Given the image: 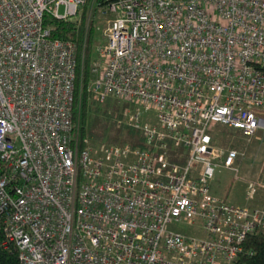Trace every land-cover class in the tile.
<instances>
[{
	"label": "built area",
	"instance_id": "1",
	"mask_svg": "<svg viewBox=\"0 0 264 264\" xmlns=\"http://www.w3.org/2000/svg\"><path fill=\"white\" fill-rule=\"evenodd\" d=\"M88 1L0 0V249L18 264H249L264 207L211 191L241 156L211 132L264 131V0H104L88 91L121 103L133 144L75 123L77 41L45 18Z\"/></svg>",
	"mask_w": 264,
	"mask_h": 264
},
{
	"label": "rangeland",
	"instance_id": "2",
	"mask_svg": "<svg viewBox=\"0 0 264 264\" xmlns=\"http://www.w3.org/2000/svg\"><path fill=\"white\" fill-rule=\"evenodd\" d=\"M99 7L100 6L96 7L94 4L93 8H91V0H89L83 5L81 14L77 18L72 19L75 25L79 26L83 19V13H85L82 55L80 60L81 67L83 65V54L86 47L85 40L89 30L93 29L90 65L97 57V45L103 39L101 32L105 23V15L99 13ZM86 31L87 33L84 35ZM83 78V71L81 69L79 75L76 77V80L78 79L76 82L78 87H76V89H79V83L83 85ZM76 97L77 103L75 104L78 112H76L75 123L79 126V134L81 136H88L91 141L99 140L107 143H122L121 141L128 138H130V140H135V136H130L128 134V127L125 124H118L117 120L122 116V114L121 116L118 115L121 109V103L113 97H107L103 101H99L90 93L86 101L88 109L87 117L84 122L85 129L83 131L84 133H82L80 115V99L82 98V93L80 96V94L77 95L76 92ZM224 129L227 135H229L228 141L223 139V137H226ZM137 133L138 132L136 131V141H139ZM211 134L214 142L222 145L224 148L233 147L241 152V156L236 159L235 163L237 166V172H234L233 169L230 170L222 167L216 171V184L218 185V191L224 193L231 183L228 197L232 200L237 199L245 194V188L249 185V182L253 181L254 198L264 197V131L259 130L254 135L245 136L235 129L225 126H217L214 127ZM171 227L173 226L171 225Z\"/></svg>",
	"mask_w": 264,
	"mask_h": 264
},
{
	"label": "trees",
	"instance_id": "3",
	"mask_svg": "<svg viewBox=\"0 0 264 264\" xmlns=\"http://www.w3.org/2000/svg\"><path fill=\"white\" fill-rule=\"evenodd\" d=\"M104 0H95V6H100ZM84 15L83 13V19L81 24L79 26H76L72 19H59V18H53L50 16H46L45 21L46 24H49L52 27V34L56 36H62V37H72L75 38L77 41V49H76V57H77V75H79V72L83 71V85H82V98L80 99V115H81V122H82V133H84V122L87 117V97L89 96L88 91V81L90 76V57H91V45L93 41V29H90L87 36H86V47L84 49V56H83V65L81 67V55H82V42H83V32H84ZM78 79L76 80V82ZM75 102L77 103V97L75 99ZM122 105L121 109L118 115L121 116L122 112ZM77 112V107L75 104V113ZM222 126V125H218ZM127 132L131 136H135V140H130V138L123 140V141H129L130 143L136 142V130L133 128L127 126ZM224 133L226 134V137H223L224 140L228 141L229 135H227L225 129ZM134 139V138H133ZM121 141V142H123ZM221 141V140H220ZM222 142V141H221ZM244 261H246L249 264H264V228H258L249 233L243 243V251H242V257ZM0 264H18V258L17 253L11 249V250H4L0 249Z\"/></svg>",
	"mask_w": 264,
	"mask_h": 264
},
{
	"label": "crops",
	"instance_id": "4",
	"mask_svg": "<svg viewBox=\"0 0 264 264\" xmlns=\"http://www.w3.org/2000/svg\"><path fill=\"white\" fill-rule=\"evenodd\" d=\"M218 125H222V126H225V127H228V128L235 129L236 131H238V132H240L242 134V132L239 129H236V128H233V127H230V126H226V125H223V124H217L215 127H217ZM213 142H214V139H213ZM214 143L217 144V145H220V144H218L216 142H214ZM220 146H222V145H220ZM220 168H221V166L216 168L215 174H214L213 178L210 181V188H211V191L213 193L218 194L220 196H223L227 200H229L230 202H233V203H236V204H248L249 206H254V207H264V197L254 198V196H253L254 195V188L252 189L251 193L248 194L247 187H246L245 188V194L242 197L237 198V199H233V200L228 197V192H229L231 183L229 184V188H227L224 193H220L218 191V188H217L218 185L216 184V171L219 170ZM222 168H226V167H222ZM227 169H230V168H227Z\"/></svg>",
	"mask_w": 264,
	"mask_h": 264
}]
</instances>
